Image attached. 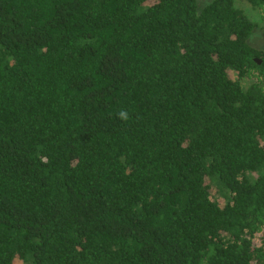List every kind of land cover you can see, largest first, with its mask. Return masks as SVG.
Returning a JSON list of instances; mask_svg holds the SVG:
<instances>
[{"label": "trees", "instance_id": "16d2710c", "mask_svg": "<svg viewBox=\"0 0 264 264\" xmlns=\"http://www.w3.org/2000/svg\"><path fill=\"white\" fill-rule=\"evenodd\" d=\"M242 1L0 0V264H264Z\"/></svg>", "mask_w": 264, "mask_h": 264}, {"label": "rangeland", "instance_id": "374dc122", "mask_svg": "<svg viewBox=\"0 0 264 264\" xmlns=\"http://www.w3.org/2000/svg\"><path fill=\"white\" fill-rule=\"evenodd\" d=\"M213 0H197V12L200 13L210 2ZM237 8L241 9L253 22H255L260 28L263 26V20L260 12L253 9L250 5L242 0H234ZM254 38L258 45L262 44L261 31H256ZM253 38V40H254ZM215 197L218 201H221L220 196L215 193Z\"/></svg>", "mask_w": 264, "mask_h": 264}, {"label": "clouds", "instance_id": "9594fccd", "mask_svg": "<svg viewBox=\"0 0 264 264\" xmlns=\"http://www.w3.org/2000/svg\"><path fill=\"white\" fill-rule=\"evenodd\" d=\"M118 117L122 120V121H126V120H128V114H127V112L125 111V110H121V111H119V113H118Z\"/></svg>", "mask_w": 264, "mask_h": 264}]
</instances>
